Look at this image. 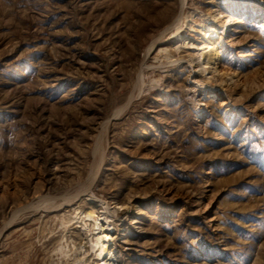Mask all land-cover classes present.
Returning <instances> with one entry per match:
<instances>
[{
    "label": "rangeland",
    "instance_id": "374dc122",
    "mask_svg": "<svg viewBox=\"0 0 264 264\" xmlns=\"http://www.w3.org/2000/svg\"><path fill=\"white\" fill-rule=\"evenodd\" d=\"M183 1L0 0V264H90L105 204L115 264H264V0Z\"/></svg>",
    "mask_w": 264,
    "mask_h": 264
},
{
    "label": "bare ground",
    "instance_id": "6f19581e",
    "mask_svg": "<svg viewBox=\"0 0 264 264\" xmlns=\"http://www.w3.org/2000/svg\"><path fill=\"white\" fill-rule=\"evenodd\" d=\"M182 3H184L183 0H182ZM184 7H185L184 5H182V8L180 7L182 9V12L179 15H177L176 18L175 16L171 18L170 16L171 9L168 8V6L165 7L163 11H161L158 14V19L156 20V24L163 26V27H162L160 37L157 42L158 44H161L162 42H164L162 41V39L166 38L168 32L171 29H173L175 35L176 34L178 35V38L180 41V44L174 47L175 51L179 50V48H182L183 52L188 51V50L191 52L198 51L196 53L188 52L189 58L187 61L189 63H193L196 60L197 61L196 66L201 67V70H200L201 73L206 71L208 68H209L208 71L214 72L216 71L215 65L217 63L214 61L213 57L215 56L217 52L215 53V49H213L214 41H212V38L217 33V28H216L217 23H219L218 29H221L229 24V21L231 20L232 16L231 15H221L217 17V14H215L214 12L210 10L207 12L199 11L201 18L203 17L204 19L203 18L202 19L206 21L204 25L207 24L206 27L208 28V31L203 32V35L200 38V41H195L190 35H188V32L195 30L193 26L194 24L193 17L195 16V13H194L195 11L187 13L186 8ZM218 12L219 14L221 13V11H218ZM181 28L185 30L184 34H180L179 30H181ZM182 51H178V52H182ZM158 52L160 53V57L165 58L169 62L171 61L170 60L171 58L176 57L175 55L170 54L167 48L160 47ZM176 59L177 57L174 60ZM116 210L117 209L115 208L113 210H108V204H105V206L103 207V210L100 211V214L97 213V211H95L93 206H91L89 207V210L87 211L80 210L75 215L77 222L80 223L82 226H85L87 229L86 231L90 233L89 236L91 238H89L90 240L89 239L88 240L91 242L90 249L93 250L92 252L94 255V258L91 257L92 261L90 264H115L116 263L114 259L115 255L113 254V248H114L113 247L114 243L112 239L113 226L111 222L110 223L109 221L107 222V218L116 214ZM106 213L110 215H106Z\"/></svg>",
    "mask_w": 264,
    "mask_h": 264
}]
</instances>
